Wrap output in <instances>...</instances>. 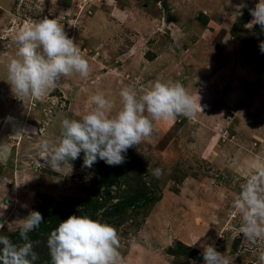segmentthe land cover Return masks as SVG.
Wrapping results in <instances>:
<instances>
[{"label": "rangeland", "instance_id": "obj_1", "mask_svg": "<svg viewBox=\"0 0 264 264\" xmlns=\"http://www.w3.org/2000/svg\"><path fill=\"white\" fill-rule=\"evenodd\" d=\"M258 2L0 0V218L7 221L0 235L22 243L18 220L38 211L45 230L29 233L33 264H51L47 218L58 204L60 221L88 215L114 226L124 264H204L205 244L230 264H257L264 242L252 245L239 232L233 203L246 174L264 162V31L245 27ZM45 16L59 21L92 71L62 77L40 100L17 97L5 67L15 34ZM156 79L182 83L202 111L153 121L121 165L97 158L85 167L81 151L54 172L41 159L40 142L58 138L62 118L85 114L92 94L105 93L115 113L122 88L142 94Z\"/></svg>", "mask_w": 264, "mask_h": 264}, {"label": "clouds", "instance_id": "obj_2", "mask_svg": "<svg viewBox=\"0 0 264 264\" xmlns=\"http://www.w3.org/2000/svg\"><path fill=\"white\" fill-rule=\"evenodd\" d=\"M249 11L253 19L245 27L259 25L264 31V0H259ZM14 43L15 55L5 67L7 80L17 97L40 100L62 77L78 75L87 79L92 71L80 48L57 19L45 16L25 22L15 34ZM259 48L264 53V42ZM119 97L121 107L115 113L114 104L105 93L96 92L90 96L92 107L85 114L78 119L62 118L58 138L43 139L39 144V155L45 164L60 172L83 151L85 167H92L97 158L110 166L121 165L127 150L152 134L153 121H169L178 115L190 119L196 115L197 107L202 111L199 100H194L178 81L156 79L142 94L125 87ZM162 174L160 168L152 170L156 178ZM233 207L241 217L239 232L243 237L252 245L264 242V162L257 163L246 174L245 182L234 196ZM43 220L38 211H31L26 218L18 220L22 243H13L0 235V264H33L38 259L29 233ZM4 223L7 221L0 222V228ZM47 247L51 264H124L116 228L88 215H70L60 221L51 231ZM202 255L204 264H230L227 256L211 244L203 245ZM257 264H264V248L258 252Z\"/></svg>", "mask_w": 264, "mask_h": 264}, {"label": "trees", "instance_id": "obj_3", "mask_svg": "<svg viewBox=\"0 0 264 264\" xmlns=\"http://www.w3.org/2000/svg\"><path fill=\"white\" fill-rule=\"evenodd\" d=\"M243 87L248 90L250 87H253V85L250 86L249 83L244 82L243 83ZM63 209H65V206L56 204V209H54V211H55L54 214L52 215V213H51L49 215V217L47 218L48 222L50 223V227L47 228V231L49 233H51V231L55 230L58 227V224H59L58 221H60L61 217L65 215L64 212H63ZM43 227H44V225L41 224V226L40 227H37V228L38 229H43V231H44L45 228H43ZM185 247H187V246H185ZM187 249L189 250L188 247H187ZM189 251H191L192 253H194L195 250L190 249Z\"/></svg>", "mask_w": 264, "mask_h": 264}, {"label": "crops", "instance_id": "obj_4", "mask_svg": "<svg viewBox=\"0 0 264 264\" xmlns=\"http://www.w3.org/2000/svg\"><path fill=\"white\" fill-rule=\"evenodd\" d=\"M249 78H251L252 79V76L250 75V76H248V77H246V80H248L249 82L250 81H252L251 79H249ZM261 92H262V90H261ZM261 92L260 93H258L259 95H261ZM247 102H249L248 100H247ZM0 213H2L3 214V211L1 210V208H0ZM5 221V219H3V218H0V222H4ZM5 224V223H4Z\"/></svg>", "mask_w": 264, "mask_h": 264}]
</instances>
